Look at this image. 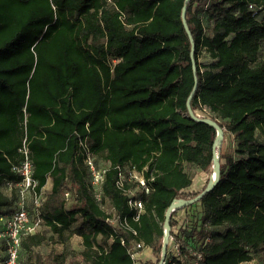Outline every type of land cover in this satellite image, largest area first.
Listing matches in <instances>:
<instances>
[{
    "label": "trees",
    "instance_id": "trees-1",
    "mask_svg": "<svg viewBox=\"0 0 264 264\" xmlns=\"http://www.w3.org/2000/svg\"><path fill=\"white\" fill-rule=\"evenodd\" d=\"M263 47L264 0H0V186L20 180L11 166L24 138L37 190L51 181L45 231L22 236L21 247L56 235L66 250L77 234L80 264H134V242L160 253L166 209L192 198L185 166L212 170L216 130L187 114L196 78L192 111L217 121L234 146L216 148L214 188L171 213L178 249L164 264H253L264 253ZM83 146L107 166L100 201ZM130 167L150 189L138 193L137 220L126 194L136 182L117 185ZM65 190L75 193L71 204ZM18 199L17 187H0V214ZM102 204L114 208L116 227ZM195 209L192 225L178 227L180 211ZM124 217L135 234L121 226Z\"/></svg>",
    "mask_w": 264,
    "mask_h": 264
},
{
    "label": "built area",
    "instance_id": "built-area-1",
    "mask_svg": "<svg viewBox=\"0 0 264 264\" xmlns=\"http://www.w3.org/2000/svg\"><path fill=\"white\" fill-rule=\"evenodd\" d=\"M83 149L85 150L84 163L88 170L90 187L94 198L100 201L102 197L104 173L107 166L98 163L95 155L87 147ZM19 153L21 155L20 160L11 166V172L19 176L20 180L15 183L12 181L6 182L9 189L12 187H17L19 189L17 208L10 214H0V239L4 241L5 245V255L4 258L0 260V264H19V251L22 236L34 233L43 222L41 206L47 193L45 194L44 187L39 191L37 190V181L33 178V163L26 138L22 141ZM128 172L129 174L127 176L124 172L119 173L117 185L123 188L124 180L128 183L136 182V188L127 189L126 194L128 208L132 211V219L137 220L144 208L143 201L138 196V193H147L150 189L141 172H138L134 167H130ZM62 197L66 204H68V201H74L75 193L70 190H65ZM28 198L30 199V205L28 204ZM102 207L107 213L106 221L113 227H116L119 217L114 208L106 204H102ZM120 222L121 226L131 230L135 234V231L129 227L126 217ZM121 243H124V241L122 240ZM145 248L151 247L142 242H134L129 246L128 252L134 260V264H136L139 252ZM168 253L167 248L166 257L176 256V253L172 252L170 255Z\"/></svg>",
    "mask_w": 264,
    "mask_h": 264
},
{
    "label": "rangeland",
    "instance_id": "rangeland-1",
    "mask_svg": "<svg viewBox=\"0 0 264 264\" xmlns=\"http://www.w3.org/2000/svg\"><path fill=\"white\" fill-rule=\"evenodd\" d=\"M262 50L264 53V47L262 48ZM206 60V54L202 53L200 56V61ZM197 114L201 116L205 115L206 113L203 111H197ZM219 122L223 121L219 120ZM223 136V142H221L218 147L221 148V151H232L234 146L232 135L224 132ZM185 170L193 179L192 185L187 189V192L193 197L195 194L199 193L207 184L210 174L208 172L200 170L193 165H186ZM48 189L49 188L44 189L45 194L49 192ZM72 202L73 200L68 201V204H71ZM28 204L30 205V199L28 200ZM197 209H195L194 211L189 210V212L181 210L179 216L176 218L178 220V227H190L192 225L191 223L193 219L196 218ZM40 226L38 230L45 231V228ZM176 232L178 234L180 233L178 231V228L175 229V233ZM49 234L50 233L47 232V235ZM175 244V238L174 236H172L171 238H169V242L167 245L169 255L172 252L177 254L178 246ZM81 249L82 239L79 235L73 234L72 236H70L66 250H64V245L62 243L57 242L56 235H54L52 240H46L43 244L36 247L34 258L36 259V264H80L82 261V256L80 254ZM3 253L2 243L0 241V260L3 259H1V257L4 255ZM159 257L160 253L156 252L154 248H145L139 252L136 264H156ZM19 262L20 264H24L23 258H19ZM251 263L264 264V253L254 254Z\"/></svg>",
    "mask_w": 264,
    "mask_h": 264
},
{
    "label": "water",
    "instance_id": "water-1",
    "mask_svg": "<svg viewBox=\"0 0 264 264\" xmlns=\"http://www.w3.org/2000/svg\"><path fill=\"white\" fill-rule=\"evenodd\" d=\"M186 1H188V0H186ZM185 12H186V5H184L182 7L181 19H182L183 26L186 29L187 34L191 40V49H193L191 34L188 30L187 23L185 20ZM191 63H192V68H193V72H194V76H195V71H194L195 64H194L192 54H191ZM196 86H197V80L195 78L194 86H193V88H192V90H191V92H190V94L186 100L187 114L193 120L209 124V125L213 126L216 130V139H215V141L213 143V147H212V170H211V173H210V176H209V179H208L206 186L199 193H197L195 196H193L192 198L187 199V200L181 199V200L173 201L171 203V205L166 209L165 214H164L165 218H164V224H163V237H162V245H161V250H160V257H159V260L156 264H164L165 259H166L167 245L169 242V234H170L169 219H170L171 213L173 211H175L176 209L182 207V206L190 205V204H193V203L199 201L205 193H207L208 191H210L214 188V185L217 182V180L219 178V174H220L218 152L216 151V148L222 142L223 129H222V127H220V125L218 124L217 121H215L209 117H206V116H200V115H198L192 111L190 103H191L192 96L196 90ZM176 204L178 205V207H176Z\"/></svg>",
    "mask_w": 264,
    "mask_h": 264
},
{
    "label": "crops",
    "instance_id": "crops-1",
    "mask_svg": "<svg viewBox=\"0 0 264 264\" xmlns=\"http://www.w3.org/2000/svg\"><path fill=\"white\" fill-rule=\"evenodd\" d=\"M48 186V187H47ZM2 189H3V191H5V192H9V188L7 187V185H6V183L5 182H3L2 184H1V186H0ZM46 188H49L48 190L50 191V188H51V181H50V179H48L47 180V183L45 184V186H44V189H46ZM38 230V229H37ZM45 242V241H44ZM43 242V243H44ZM43 243H41V244H43ZM40 244V245H41ZM40 245H37V246H33V247H31V249L30 250H25V249H23L22 247H20V251H19V258H23V262H27L28 264L30 263V264H36V259L34 258V255H35V250H36V247H38V246H40ZM3 253V252H2ZM4 255H5V253H3ZM4 255L1 257V259L2 258H4Z\"/></svg>",
    "mask_w": 264,
    "mask_h": 264
},
{
    "label": "bare ground",
    "instance_id": "bare-ground-1",
    "mask_svg": "<svg viewBox=\"0 0 264 264\" xmlns=\"http://www.w3.org/2000/svg\"><path fill=\"white\" fill-rule=\"evenodd\" d=\"M176 207H178V205L176 204Z\"/></svg>",
    "mask_w": 264,
    "mask_h": 264
}]
</instances>
